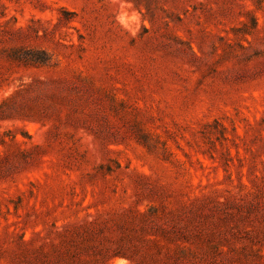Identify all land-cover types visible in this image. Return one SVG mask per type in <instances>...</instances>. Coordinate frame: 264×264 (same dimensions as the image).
Returning <instances> with one entry per match:
<instances>
[{"label": "rangeland", "instance_id": "obj_1", "mask_svg": "<svg viewBox=\"0 0 264 264\" xmlns=\"http://www.w3.org/2000/svg\"><path fill=\"white\" fill-rule=\"evenodd\" d=\"M0 264H264V0H0Z\"/></svg>", "mask_w": 264, "mask_h": 264}]
</instances>
